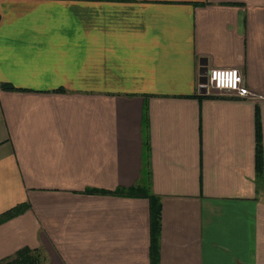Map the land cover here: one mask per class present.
Here are the masks:
<instances>
[{
	"label": "crops",
	"instance_id": "0c3cea01",
	"mask_svg": "<svg viewBox=\"0 0 264 264\" xmlns=\"http://www.w3.org/2000/svg\"><path fill=\"white\" fill-rule=\"evenodd\" d=\"M203 64L260 97L203 91ZM0 82L24 89L0 88V213L29 204L0 259L151 264L149 200L85 191L145 185L158 264H264V0H0Z\"/></svg>",
	"mask_w": 264,
	"mask_h": 264
},
{
	"label": "trees",
	"instance_id": "16d2710c",
	"mask_svg": "<svg viewBox=\"0 0 264 264\" xmlns=\"http://www.w3.org/2000/svg\"><path fill=\"white\" fill-rule=\"evenodd\" d=\"M0 88L2 90L13 91V90H24L22 88L15 87L10 82H0ZM63 91L64 89H57ZM207 97H213L212 95H206ZM147 110L146 106L143 107V148L144 157L143 165L147 166V150H148V139H147ZM262 142L260 134V121L258 110L255 108V170L257 174V181L263 182V162H262ZM149 172V171H148ZM86 192H101V193H112L126 196H141L149 200L150 209V257L151 264H158V240L160 234V218H161V203L158 196L151 193L149 188L145 185H136L132 187H117L114 190L106 189H93L88 188ZM29 208L28 203H21L15 205L8 210L0 213V224L7 220L25 212ZM45 256L38 248H30L23 246L17 249L13 254L0 259V264H43Z\"/></svg>",
	"mask_w": 264,
	"mask_h": 264
},
{
	"label": "built area",
	"instance_id": "2783aa9c",
	"mask_svg": "<svg viewBox=\"0 0 264 264\" xmlns=\"http://www.w3.org/2000/svg\"><path fill=\"white\" fill-rule=\"evenodd\" d=\"M206 81L200 86L206 91L213 90L224 92L236 98L255 99L260 97L251 91L245 82L244 74L237 67H212L206 72Z\"/></svg>",
	"mask_w": 264,
	"mask_h": 264
},
{
	"label": "water",
	"instance_id": "95a60500",
	"mask_svg": "<svg viewBox=\"0 0 264 264\" xmlns=\"http://www.w3.org/2000/svg\"><path fill=\"white\" fill-rule=\"evenodd\" d=\"M206 72H207V67L203 64L202 67L199 70V74H200L199 81H200L201 84H204L205 81H206V76H205ZM202 89H203V91L206 90L204 87H202Z\"/></svg>",
	"mask_w": 264,
	"mask_h": 264
},
{
	"label": "rangeland",
	"instance_id": "374dc122",
	"mask_svg": "<svg viewBox=\"0 0 264 264\" xmlns=\"http://www.w3.org/2000/svg\"><path fill=\"white\" fill-rule=\"evenodd\" d=\"M262 191H264V189H262ZM264 193V192H263ZM264 195V194H263Z\"/></svg>",
	"mask_w": 264,
	"mask_h": 264
}]
</instances>
